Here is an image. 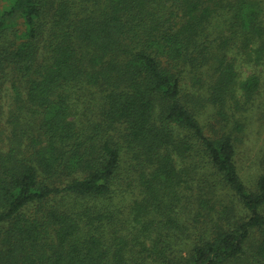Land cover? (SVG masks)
<instances>
[{
  "label": "trees",
  "instance_id": "16d2710c",
  "mask_svg": "<svg viewBox=\"0 0 264 264\" xmlns=\"http://www.w3.org/2000/svg\"><path fill=\"white\" fill-rule=\"evenodd\" d=\"M263 61L264 0H0V264H264Z\"/></svg>",
  "mask_w": 264,
  "mask_h": 264
},
{
  "label": "rangeland",
  "instance_id": "374dc122",
  "mask_svg": "<svg viewBox=\"0 0 264 264\" xmlns=\"http://www.w3.org/2000/svg\"><path fill=\"white\" fill-rule=\"evenodd\" d=\"M256 72L262 80L261 94L255 96L248 111L247 129L237 147L236 156L239 176L248 188L253 187L255 177L260 172L261 156L264 154V118L257 114L258 107L263 108L264 112V61L254 69V73Z\"/></svg>",
  "mask_w": 264,
  "mask_h": 264
}]
</instances>
